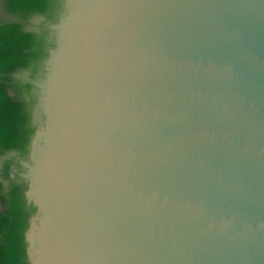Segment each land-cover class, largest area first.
<instances>
[{
  "label": "water",
  "instance_id": "95a60500",
  "mask_svg": "<svg viewBox=\"0 0 264 264\" xmlns=\"http://www.w3.org/2000/svg\"><path fill=\"white\" fill-rule=\"evenodd\" d=\"M50 31L30 264H264V0H63Z\"/></svg>",
  "mask_w": 264,
  "mask_h": 264
},
{
  "label": "trees",
  "instance_id": "16d2710c",
  "mask_svg": "<svg viewBox=\"0 0 264 264\" xmlns=\"http://www.w3.org/2000/svg\"><path fill=\"white\" fill-rule=\"evenodd\" d=\"M0 264H30L26 231L36 206L26 198L28 182L21 176L25 169L12 173L11 165L21 167L18 158L27 160L36 131L34 111L38 97L35 86L18 76L26 72L34 78L54 46L50 29L63 0H0ZM36 15L44 22L34 23Z\"/></svg>",
  "mask_w": 264,
  "mask_h": 264
},
{
  "label": "flooded vegetation",
  "instance_id": "af4514ba",
  "mask_svg": "<svg viewBox=\"0 0 264 264\" xmlns=\"http://www.w3.org/2000/svg\"><path fill=\"white\" fill-rule=\"evenodd\" d=\"M44 19H45V16H43V15H36V16H34L33 17V22L34 23H36V24H38V23H41V22H44ZM50 24H51V20H48V21H45L44 22V25L48 28V29H50ZM51 32H50V37H51ZM18 76L20 77V78H22L23 80H25V79H27V80H29L30 82L32 81V80H35L36 78H37V75L34 77V78H29L28 77V75H27V73L26 72H20L19 74H18ZM23 160H25V159H22V158H18V161L21 163ZM21 165H22V163H21ZM23 167V165L21 166V167H17V164L16 163H14V164H12L11 165V171H12V173H15L16 171L18 172V170H21V168ZM0 180H4L3 179V177H2V170H1V168H0ZM4 182H5V185H7V181L6 180H4Z\"/></svg>",
  "mask_w": 264,
  "mask_h": 264
},
{
  "label": "rangeland",
  "instance_id": "374dc122",
  "mask_svg": "<svg viewBox=\"0 0 264 264\" xmlns=\"http://www.w3.org/2000/svg\"><path fill=\"white\" fill-rule=\"evenodd\" d=\"M0 6H1V3H0Z\"/></svg>",
  "mask_w": 264,
  "mask_h": 264
}]
</instances>
